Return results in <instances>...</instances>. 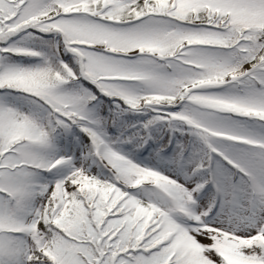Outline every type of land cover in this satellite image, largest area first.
<instances>
[{"label": "snow or ice", "instance_id": "1", "mask_svg": "<svg viewBox=\"0 0 264 264\" xmlns=\"http://www.w3.org/2000/svg\"><path fill=\"white\" fill-rule=\"evenodd\" d=\"M0 264H264V0H0Z\"/></svg>", "mask_w": 264, "mask_h": 264}]
</instances>
